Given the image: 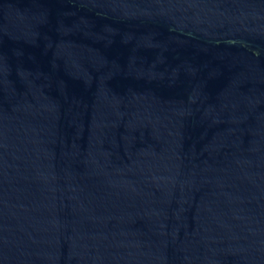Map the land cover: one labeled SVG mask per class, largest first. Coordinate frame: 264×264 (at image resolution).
Masks as SVG:
<instances>
[{
  "label": "water",
  "instance_id": "water-1",
  "mask_svg": "<svg viewBox=\"0 0 264 264\" xmlns=\"http://www.w3.org/2000/svg\"><path fill=\"white\" fill-rule=\"evenodd\" d=\"M0 264H264V0H0Z\"/></svg>",
  "mask_w": 264,
  "mask_h": 264
}]
</instances>
